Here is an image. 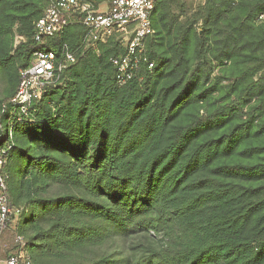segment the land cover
I'll use <instances>...</instances> for the list:
<instances>
[{"label": "trees", "instance_id": "16d2710c", "mask_svg": "<svg viewBox=\"0 0 264 264\" xmlns=\"http://www.w3.org/2000/svg\"><path fill=\"white\" fill-rule=\"evenodd\" d=\"M100 4L105 0H81ZM156 0L151 72L117 86L76 62L8 133L44 0H0V148L8 213L32 264H264V0ZM22 39L14 46L15 37ZM8 258V257H7ZM6 258V259H7ZM5 259V260H6Z\"/></svg>", "mask_w": 264, "mask_h": 264}, {"label": "built area", "instance_id": "2783aa9c", "mask_svg": "<svg viewBox=\"0 0 264 264\" xmlns=\"http://www.w3.org/2000/svg\"><path fill=\"white\" fill-rule=\"evenodd\" d=\"M44 1L46 8L33 25L32 38L35 43L46 44L72 24H79L84 35L76 50L63 44L60 56L52 51H36L30 64L19 69L17 90L8 105L9 137L15 126L33 122L32 104L41 99L47 86L63 83V74L76 62L78 52L82 55L90 52L100 59L104 58L106 50L114 52L115 55H110L108 62L119 87L134 80L142 81L141 70L151 72L153 68L148 58L147 43L154 34L151 18L156 0H105L100 4L81 0ZM103 4L105 9H101ZM7 150L0 148V229L8 213L2 173ZM4 263L32 264L23 249L9 256Z\"/></svg>", "mask_w": 264, "mask_h": 264}, {"label": "rangeland", "instance_id": "374dc122", "mask_svg": "<svg viewBox=\"0 0 264 264\" xmlns=\"http://www.w3.org/2000/svg\"><path fill=\"white\" fill-rule=\"evenodd\" d=\"M204 0H183L182 4L185 5V8L187 10L189 9H195L197 8L200 4H203ZM101 9H105V5H102ZM21 39L16 37L14 40V46L19 43ZM16 236L10 233H3L0 232V264H5L4 261L7 257L13 255L12 253L14 252V249L11 247L15 244L16 242ZM23 249V248H22Z\"/></svg>", "mask_w": 264, "mask_h": 264}]
</instances>
